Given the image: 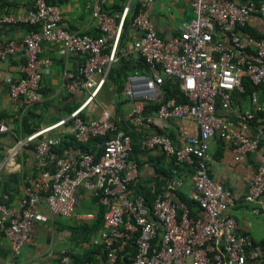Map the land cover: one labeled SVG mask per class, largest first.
Wrapping results in <instances>:
<instances>
[{"label":"built area","instance_id":"obj_1","mask_svg":"<svg viewBox=\"0 0 264 264\" xmlns=\"http://www.w3.org/2000/svg\"><path fill=\"white\" fill-rule=\"evenodd\" d=\"M162 0H139L131 26L137 33L133 48L149 65V73L135 71L130 75L126 95L133 102L129 114L132 125L156 127L165 133L147 135L143 145L159 148L176 161L192 169L193 191L199 213L180 200L184 177H170L165 187L151 186L154 199L133 184L140 177V166L130 159L133 152L131 134L122 129L109 110L100 118L85 120L81 113L100 94L109 70L119 59L124 23L130 12L126 7L120 20L108 11L109 0H95L88 5L96 21L98 35L73 32L63 24L59 5L47 0H30L28 13L15 18L0 15V62L20 55L24 59L21 75L9 80L12 102L29 108L43 100L42 81L53 63L45 56V45L55 44L62 53L85 55L80 69L65 70L64 85L68 92H86L85 102L70 113L73 136L82 143L104 136V151L81 152L65 156L55 151L62 138L46 136L64 122L42 128L19 138L10 150L17 157L23 149L35 144L36 172L24 175L22 182L27 199L19 209L7 202L0 204V230L12 243L14 255L34 241L38 224L69 218L78 211V191L92 192L105 208L104 225L94 242L103 247L100 262L74 258L70 249H62L53 264H263V253L255 248L253 238L238 230L230 213L236 204L233 191L211 175L208 151L217 134L233 144L237 159L255 152L264 138V99L258 89L249 99L250 107L238 109L236 119L222 115L237 104V95L246 91L245 79L253 85L264 84V31L253 37L243 27L255 15L264 19V0H189L194 18L183 22L170 37L161 36L150 17V6ZM177 3L181 0H169ZM24 23L36 28L21 40L5 39L3 30ZM166 79L179 81L188 101L166 99L159 110L145 113V101L164 96ZM259 118L258 132L250 136L241 125ZM174 119L194 122L197 134L187 135L181 143L167 132ZM9 130L0 120V133ZM264 195V164L249 182L246 200L259 201ZM45 205L47 213L40 210ZM253 211L264 216V209ZM91 216V215H89ZM0 264H16L9 260Z\"/></svg>","mask_w":264,"mask_h":264},{"label":"crops","instance_id":"obj_2","mask_svg":"<svg viewBox=\"0 0 264 264\" xmlns=\"http://www.w3.org/2000/svg\"><path fill=\"white\" fill-rule=\"evenodd\" d=\"M60 6L64 13L63 24L73 32L81 34L98 35L96 21L88 8L95 0H51ZM30 0H0V15L8 13L15 18L24 17L30 8ZM139 0H109V10L119 21L125 8L130 7L124 29V38L119 47V59L109 70L106 83L96 99L90 102L82 111L87 119H97L103 111L109 110L122 129L127 130L133 139L134 149L131 159L136 160L140 166V177L136 186L149 187L155 183L159 188L166 185L170 177L181 176L187 181L181 189L191 197L193 183L191 169L178 163L171 155L161 149H146L143 145L147 135L155 134L156 127H137L131 124L129 114L133 102L126 95V88L130 84L129 77L135 71L149 73L143 57L134 50L133 41L138 36L132 30L131 22L136 12ZM150 17L156 25L158 33L167 38L185 21L194 18L195 13L189 0L174 3L162 0L150 6ZM264 31V19L255 15L250 21ZM29 27L24 23L9 25L1 33L5 39H24L29 34ZM45 56L52 58L53 63L44 74L42 81L43 100L29 108L15 105L9 93V80H15L21 75L23 57L15 55L4 62H0V120H5L9 130L0 133V204L7 202L12 209H19L26 201L22 179L24 175L36 172L37 151L35 144L27 145L17 157L10 156V150L19 138L25 137L42 128L52 126L60 121V125L52 128L46 136L60 137L62 140L72 138V123L70 113L80 107L86 99L85 91L70 93L64 85V71L77 72L85 55L79 52L62 53L52 43L45 45ZM264 97V89L261 90ZM150 101V100H148ZM249 98L240 102L237 97L236 107L230 111L219 109L220 114L236 119L238 109L250 107ZM237 120V119H236ZM260 121H252L241 125L246 134L253 136L258 132ZM176 142L181 143L187 135L197 134L199 127L196 123L182 119H174L171 128L166 129ZM80 153V149L73 150L72 155ZM212 177L230 188L235 197L236 204L230 213L238 223L240 233L250 235L254 242L261 245L264 242V216L256 214L253 209L259 206L264 209V195L251 203L246 200L249 182L255 175L258 167L264 164V138L259 148L249 153L243 160L237 159L233 144L229 139H220L217 134L210 141L208 151ZM47 213L45 205L39 206ZM103 208L92 192L85 188L78 191V211L69 218H59L41 222L34 232V241L23 249L20 255H14L12 243L0 230V263L14 260L16 264H53L57 263L58 254L62 249H70L74 258L87 259L100 262L103 257V247L94 241L100 237L102 227L91 235L89 240L80 236L81 226H85L86 233L93 226ZM91 215V216H89ZM264 264V259L262 260Z\"/></svg>","mask_w":264,"mask_h":264},{"label":"trees","instance_id":"obj_3","mask_svg":"<svg viewBox=\"0 0 264 264\" xmlns=\"http://www.w3.org/2000/svg\"><path fill=\"white\" fill-rule=\"evenodd\" d=\"M47 1L51 3V0H47ZM107 8H108V11L110 12L109 7H107ZM138 9H139V4L137 6L136 11H138ZM110 14H112V13L110 12ZM126 25H127V22L124 23V29L126 28ZM28 27H29V29L36 28V27L30 26V25H28ZM243 29L246 32H248L249 34H251L253 37L259 38L261 36V31L258 29V27L253 25L251 22L248 23L247 26L243 27ZM124 31L125 30H123L121 42L123 41V38H124L123 37ZM145 64L150 69L149 65L146 62H145ZM245 85H246V91L244 93H240L237 95L238 100H240V102L243 101L244 99L249 98V96L251 95V93L254 90L258 89L261 93V90L264 89V84H262L260 86H255V85H253V83L249 79H245ZM163 89H164V96L161 99H159L158 101H148V100L145 101V113L149 114V113H154V112L158 111L161 104L166 99H168L170 97H175L178 99V101H188L189 100L187 98L185 92L181 88L179 81H176L174 83L170 79H166V81L163 85ZM262 99H264V97H262ZM85 120H87V119H85ZM254 121L259 122V118L255 119ZM157 133H162V132L160 130H158ZM219 138L224 140V138L221 137L220 135H219ZM104 140H105L104 136H97V137L91 138L86 143H82V142H79L74 136H72V138H67V139L62 140V142L57 147H55L54 149L60 155H65V156H71V154L68 155L69 153H71V151L80 149V153L81 152H91V153H94L96 155V157L98 158L104 151V145H103ZM145 148L147 149V147H145ZM133 149H134V144H133ZM132 153H131V155H132ZM76 155H78V154H76ZM131 155H130V159H131ZM191 173H192V169H191ZM132 186H134V188L137 191L145 194L148 202L150 204L152 203V201L154 199V194L149 187H146V186H143L140 184L138 186L133 184ZM180 200L185 202L190 207L193 215H197L199 213L197 201H195L194 199H192L191 197H189L183 193H180ZM102 208H103V211H101V214L98 215L97 220L95 222H93V226L90 227V230L88 231V233H86L85 226L84 225L81 226L80 236L83 237V240H89L93 233L97 232L101 227L103 229L105 208L103 206H102ZM255 248L260 249V251H262V253H263L262 260H263L264 259V242L261 245L255 243ZM76 260L91 261V260H87V259H80L77 257H76Z\"/></svg>","mask_w":264,"mask_h":264}]
</instances>
